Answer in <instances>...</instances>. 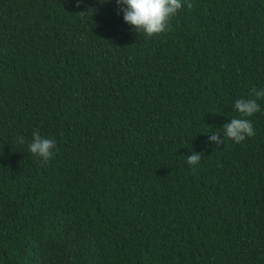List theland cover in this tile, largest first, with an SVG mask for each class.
Listing matches in <instances>:
<instances>
[{"label":"trees","instance_id":"obj_1","mask_svg":"<svg viewBox=\"0 0 264 264\" xmlns=\"http://www.w3.org/2000/svg\"><path fill=\"white\" fill-rule=\"evenodd\" d=\"M190 2L147 37L116 0H0V264H264V99L222 129L264 88V0Z\"/></svg>","mask_w":264,"mask_h":264},{"label":"clouds","instance_id":"obj_2","mask_svg":"<svg viewBox=\"0 0 264 264\" xmlns=\"http://www.w3.org/2000/svg\"><path fill=\"white\" fill-rule=\"evenodd\" d=\"M104 2V0H102ZM119 11L123 13L124 21L133 26L139 33L147 37L157 36L169 29L171 18L186 4L189 9L193 7L190 0H116ZM248 99H236L233 109L239 113L238 118H232L223 125L224 136L235 143L243 142L246 137L255 135L253 125L247 117L253 116L261 110L258 100L264 99V88L252 87ZM19 143L25 142L24 137H18ZM209 141L217 145L224 143L218 132L209 135ZM30 153L38 157L42 163H47L54 155L56 141L40 135L34 129L32 141L29 144ZM201 153L193 152L187 156V163L197 165L201 160Z\"/></svg>","mask_w":264,"mask_h":264}]
</instances>
